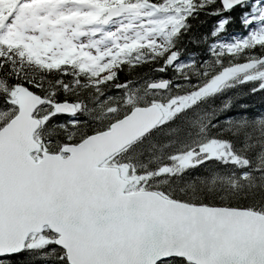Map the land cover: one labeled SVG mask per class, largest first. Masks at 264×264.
<instances>
[{
    "label": "snow or ice",
    "instance_id": "obj_1",
    "mask_svg": "<svg viewBox=\"0 0 264 264\" xmlns=\"http://www.w3.org/2000/svg\"><path fill=\"white\" fill-rule=\"evenodd\" d=\"M0 264H264V0H0Z\"/></svg>",
    "mask_w": 264,
    "mask_h": 264
}]
</instances>
